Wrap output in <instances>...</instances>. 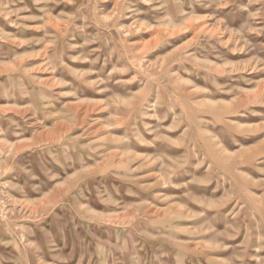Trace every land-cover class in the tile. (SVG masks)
Segmentation results:
<instances>
[{
	"label": "rangeland",
	"instance_id": "1",
	"mask_svg": "<svg viewBox=\"0 0 264 264\" xmlns=\"http://www.w3.org/2000/svg\"><path fill=\"white\" fill-rule=\"evenodd\" d=\"M0 264H264V0H0Z\"/></svg>",
	"mask_w": 264,
	"mask_h": 264
}]
</instances>
